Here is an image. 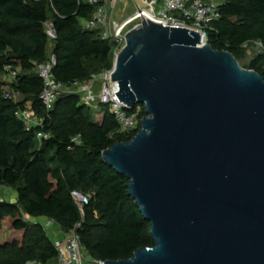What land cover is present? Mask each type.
<instances>
[{
  "label": "water",
  "instance_id": "water-1",
  "mask_svg": "<svg viewBox=\"0 0 264 264\" xmlns=\"http://www.w3.org/2000/svg\"><path fill=\"white\" fill-rule=\"evenodd\" d=\"M112 81L136 135L102 152L152 247L103 264H264V77L195 31L143 18Z\"/></svg>",
  "mask_w": 264,
  "mask_h": 264
},
{
  "label": "trees",
  "instance_id": "trees-1",
  "mask_svg": "<svg viewBox=\"0 0 264 264\" xmlns=\"http://www.w3.org/2000/svg\"><path fill=\"white\" fill-rule=\"evenodd\" d=\"M220 1L221 19L208 31V43L236 58L247 44L264 45V0ZM94 9L85 0H0V73L21 70L11 87L24 98H6V83L0 80V187L15 189L17 195L16 202L0 200V264L56 262L58 251L42 219L53 220L66 233L76 231L83 248L103 262L129 259L154 245L150 223L129 196L128 179L102 161L104 150L137 134L143 105L134 108H140L139 125L126 137L107 107L96 115L78 94H63L50 111L40 100L44 83L37 66L51 54L54 77L70 85L100 74L88 64L106 62L113 53L114 43L82 27ZM49 22L56 37L47 56ZM263 62L261 54L249 69L264 77ZM27 108L42 119L30 131L18 117ZM38 133L49 138L39 140ZM78 135L77 145L72 140ZM75 190L89 195L83 212L72 198ZM25 215L36 222L30 224Z\"/></svg>",
  "mask_w": 264,
  "mask_h": 264
},
{
  "label": "built area",
  "instance_id": "built-area-1",
  "mask_svg": "<svg viewBox=\"0 0 264 264\" xmlns=\"http://www.w3.org/2000/svg\"><path fill=\"white\" fill-rule=\"evenodd\" d=\"M129 0H85L93 6L94 12L89 19L82 21V27L88 31H98L104 42H111L115 45H125L126 34L133 28L140 25L143 19L142 14L146 13L154 23L162 24L164 27L181 28L198 32L204 41L208 43V31L212 25L221 19L220 0H132L131 5L121 6L122 2ZM133 7L132 14L128 10ZM48 35L55 39L56 34L51 26ZM260 45L263 49L264 45ZM56 64L55 55L51 54L49 59L37 66V73L43 80L44 87L40 95L42 105L47 111L54 108L57 99L66 93L78 94L82 97L84 104L93 111L107 107L116 117L119 124L118 132L126 137L133 135L139 125L140 108L136 112L127 111L118 96V85L112 81L113 68L99 75H92L88 80L76 81L70 85L59 82L53 75ZM264 70V62H263ZM11 77L15 80L17 72L10 71ZM100 84L98 94L94 87ZM6 98H10L9 95ZM18 117L25 123L27 131L33 127L40 126L42 119L32 108L20 111ZM141 124V121H140ZM39 140L48 139L49 136L38 133ZM81 137L76 136L72 142L80 144ZM72 198L79 209L83 212L85 205L89 203V195L81 190L72 192ZM44 227L47 229L55 222L45 220ZM64 240L55 239L54 246L58 251L57 264H87L88 252L83 248L80 236L76 231L63 232ZM92 263V262H90ZM103 261L95 260L93 264H103ZM28 264H42L34 261Z\"/></svg>",
  "mask_w": 264,
  "mask_h": 264
},
{
  "label": "rangeland",
  "instance_id": "rangeland-1",
  "mask_svg": "<svg viewBox=\"0 0 264 264\" xmlns=\"http://www.w3.org/2000/svg\"><path fill=\"white\" fill-rule=\"evenodd\" d=\"M46 2L48 3V0H46ZM132 3V0H129V1H125V2H122L121 3V6H124L126 4L128 5H131ZM49 9L51 10V7H49ZM133 7L130 8L128 10V13L129 14H132L133 12ZM50 15V19L52 18V13H49ZM51 26V22H49L47 25H46V28H47V33L49 31V27ZM50 45L48 47V54L47 56H49V54L51 53V47L53 46V39L52 37H50ZM123 48V45L122 44H118L115 46L114 48V51L113 53L109 56V58L107 59L106 62H91L88 64V66H90V70L91 72H95V73H103L105 72L107 69L109 68H113L114 65H115V61H116V57L117 55L119 54V52L121 51V49ZM263 53V49H262V46L260 45V43L258 42H253V43H250V44H247L243 47V49L241 50L240 54L238 55L237 59L240 63V65L246 69V70H250L249 69V65L251 63V61L256 58L257 56L261 55ZM111 68V69H112ZM110 69V70H111ZM17 73H21V70H17ZM94 75H99V74H94ZM0 80L4 81L6 83V87L4 88V96L6 97L7 95H9V97L15 101V102H19V101H22L23 97L14 92L12 87H11V84L12 82H14V79L11 77L10 73H4V74H1L0 73ZM99 86L100 84H96L95 87H94V91L96 94H98L99 92ZM30 105V103L28 104V106ZM140 106V105H138ZM105 107L103 108H100L99 111H95V114L98 115L100 113H102V109H104ZM16 199H17V195H16V192H15V189H12L10 187H0V200H6L8 202H16ZM25 219L27 222H29L30 224H33L35 223L36 221L33 220L32 218H29L28 216L25 215ZM39 221V220H38ZM40 222L42 224H46V222L44 220H40ZM47 232L48 234L50 235V237H52L53 240L55 239H59V240H64V236L62 235L61 232H64V230L59 227L56 223L53 224L51 227L47 228ZM85 257H87V261L89 263L87 264H93L94 261L96 260L95 258H93L89 253L87 255H85ZM92 262V263H90Z\"/></svg>",
  "mask_w": 264,
  "mask_h": 264
},
{
  "label": "crops",
  "instance_id": "crops-1",
  "mask_svg": "<svg viewBox=\"0 0 264 264\" xmlns=\"http://www.w3.org/2000/svg\"><path fill=\"white\" fill-rule=\"evenodd\" d=\"M52 50H53V46L51 47V51H52ZM23 99H24V98H23ZM23 99H22V100H23ZM42 220H44V221H45L46 219H42ZM39 222H40V221H39ZM61 233H62V235H63V236H64V238H65V235L63 234V232H61ZM50 264H57V262H52V263H50Z\"/></svg>",
  "mask_w": 264,
  "mask_h": 264
},
{
  "label": "bare ground",
  "instance_id": "bare-ground-1",
  "mask_svg": "<svg viewBox=\"0 0 264 264\" xmlns=\"http://www.w3.org/2000/svg\"><path fill=\"white\" fill-rule=\"evenodd\" d=\"M142 17L144 18V17H148V15L146 14V13H143L142 14Z\"/></svg>",
  "mask_w": 264,
  "mask_h": 264
}]
</instances>
